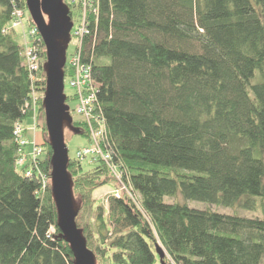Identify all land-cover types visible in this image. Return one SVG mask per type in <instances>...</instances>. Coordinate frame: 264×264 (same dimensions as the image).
<instances>
[{
  "label": "trees",
  "instance_id": "16d2710c",
  "mask_svg": "<svg viewBox=\"0 0 264 264\" xmlns=\"http://www.w3.org/2000/svg\"><path fill=\"white\" fill-rule=\"evenodd\" d=\"M93 8L80 62L98 88L101 148L131 194L107 196L93 230L91 194L109 171L68 157L75 223L94 264H264V0H94ZM16 9L26 1L0 0V264H75L41 180L51 171L48 136L33 172L18 166L15 127L44 93L45 74L29 72L5 30ZM71 75L63 67V81ZM69 113L72 135L87 139Z\"/></svg>",
  "mask_w": 264,
  "mask_h": 264
},
{
  "label": "water",
  "instance_id": "95a60500",
  "mask_svg": "<svg viewBox=\"0 0 264 264\" xmlns=\"http://www.w3.org/2000/svg\"><path fill=\"white\" fill-rule=\"evenodd\" d=\"M30 18L43 42L45 64V94L43 110L45 129L51 149V192L54 198L58 228L73 252L75 264H94L92 252L76 226V211L67 174L68 152L64 143L63 125L72 118L63 94L64 49L60 41L67 38L72 22L62 0H25ZM47 17V20L45 19ZM156 253L162 257L159 245Z\"/></svg>",
  "mask_w": 264,
  "mask_h": 264
},
{
  "label": "rangeland",
  "instance_id": "374dc122",
  "mask_svg": "<svg viewBox=\"0 0 264 264\" xmlns=\"http://www.w3.org/2000/svg\"><path fill=\"white\" fill-rule=\"evenodd\" d=\"M68 2L69 0L67 1L62 0V3L67 7V9H68V5L66 4H68ZM70 3H71V6L73 5L71 9L72 28L69 31L68 37L60 41V45L64 49V56H65L64 67L65 66L67 67L68 63L74 60L75 57L80 53L81 33H79V31L82 32L83 27H85L81 20L83 18L84 13H87L89 8L91 9L90 4H86V7H87L86 11H84L83 8L82 10L79 9V6H82V7L85 6L83 4V0H74V1H71ZM19 14H21L19 16L20 21L18 22H16L15 20L11 21L9 27H7V29L5 30L8 33L9 31L11 32V30H13L14 32L13 35L15 36V40L21 45L22 53H24V50L26 47L34 48L32 46H35V48H38L39 52H41L42 46L39 45L40 44L39 40L34 41L32 39L31 41V38H30V35H31L30 31L33 30L35 25L31 24L32 20L30 18L28 10L19 9ZM45 19L47 20V17ZM85 21H86V15H85ZM37 37L39 38V36ZM36 45H38V47H36ZM41 60L43 61L42 55H41ZM45 64H46V55L44 59V66ZM44 74H45V69H44ZM69 79L70 77L67 76L63 82L64 84L63 94L65 98L74 97L73 96L74 90L71 87H69V84H68ZM44 94H45V91L41 96L43 97ZM37 98H39L38 99L39 101H42V106H43V100L38 96ZM38 100H36V102ZM39 101L37 102V105L35 108L36 117L29 116L24 121V124H22V129H24L22 133L23 134L22 139L25 140V144L22 147H20V150H19L20 157L19 158H23L25 161L24 162L20 161L18 163V166H21V168H25V169H26V166H29L26 169V171L29 173L33 172V170L31 169L32 167H34L32 165V160L36 156L42 157L45 151L44 148L42 147V144L44 143V139L47 135L43 131V126H44L43 122L45 123V120L43 118L44 111H42L43 113L41 112L42 107L40 106ZM67 106H69V108L74 111L76 107L78 106L76 97H74L73 101L70 99V102L68 101ZM72 115H73V118L79 119L76 116V114L72 113ZM63 134H64V143H65V146L68 152V157L76 158L77 154L80 152L85 151V154H86L89 151H91L90 154H88L85 157L83 156V158L79 159L80 161L79 160L78 161L82 163L84 170L92 171L96 163L100 161L99 155H96L97 154L96 143L99 142L100 135L94 136L93 134H90L88 131L89 136L87 139L80 137V136H73L72 130L68 128L65 123H64V128H63ZM101 163H103V165L106 166L107 170L109 171V176L107 177L108 178L107 184L103 185L102 187L96 188L95 190H93L91 194L94 208H93L92 217L90 220V225L93 230H94L93 217L96 213V208L98 206H104L106 208L107 196L111 194H114L115 196H119L122 193L123 194L127 193V195L129 196L131 195L129 192V189L126 188L121 183L120 170L116 169V167L113 168V167L108 166L105 162L101 161ZM38 174H40V172H38ZM41 174L46 176L47 178L46 183L50 184L51 186V171L49 175L45 173H41ZM72 200L74 201V206H76L77 208L78 203H79L77 196H75L74 198L72 197ZM165 201H167V198L165 199ZM189 206L193 208H197V209L206 208L205 204L200 203V202H190ZM211 209L221 214H230V215L237 214V215H240L242 217H247V218H250L253 215H255V213H257V212L243 211L239 209L236 210V208L211 207Z\"/></svg>",
  "mask_w": 264,
  "mask_h": 264
},
{
  "label": "built area",
  "instance_id": "2783aa9c",
  "mask_svg": "<svg viewBox=\"0 0 264 264\" xmlns=\"http://www.w3.org/2000/svg\"><path fill=\"white\" fill-rule=\"evenodd\" d=\"M83 4L85 5L84 7H86V4H90L91 10L93 13H95V8L94 7V0H83ZM21 14H19V10H14L12 12V21H20L19 16ZM82 23L85 26V13L83 15L82 18ZM31 33V35H30ZM29 33L31 41L32 39L34 41H42L39 33L36 29V27L33 28V30H31ZM79 33H81V37L82 34L87 33L85 31V27H83V31H79ZM39 36V38L37 37ZM34 48H25L24 50V57L26 59V65L28 67V70L30 73H37L39 71V64L37 61L38 58V52L39 49L35 48V46H32ZM36 47H38V45H36ZM29 49V50H28ZM27 50V51H26ZM69 69L72 71V75L70 76V79L68 80V84L69 87H71L74 90V96L76 97V100L78 102V106L76 107V109L74 110V114H76V116L83 121L86 126L87 129L89 131L90 134H93L94 136H99V142L96 143V147H97V154L99 155L100 161L105 162L108 166L110 167H116V169H118V167L113 164L111 162V156L108 152H105L100 145V141L103 140V128L100 126V124L97 126V128H95V124H96V118L97 116L94 114V99H95V94L98 91L97 85L92 82L89 78V73H90V68L87 66H84L81 64L80 62V53L75 57L74 60H72L71 62L68 63ZM35 77L32 76L31 81L34 80ZM44 97V96H43ZM43 97L41 96L40 98L43 100ZM39 98L33 97V101L31 103L32 106V112L35 114V108L37 105L36 100H38ZM22 129V125L18 124L15 127V137H16V141L19 144L20 147H22L25 144V140L22 139V133H23ZM93 151V150H92ZM91 151H89L88 153L85 154L84 152H80L77 154L76 158L77 160L82 159L83 156H87L88 154H90ZM40 157L36 156L33 160H32V165L37 163V161L39 160ZM24 162L25 160L23 158H19L18 159V163L19 162ZM80 161V160H79ZM84 161V159H83ZM110 164V165H109ZM30 173L27 172L26 175H29ZM40 175V174H39ZM41 180L43 182V184H46L47 182V178L45 175H41Z\"/></svg>",
  "mask_w": 264,
  "mask_h": 264
},
{
  "label": "bare ground",
  "instance_id": "6f19581e",
  "mask_svg": "<svg viewBox=\"0 0 264 264\" xmlns=\"http://www.w3.org/2000/svg\"><path fill=\"white\" fill-rule=\"evenodd\" d=\"M83 9H84V11H86V9H87V7H82ZM90 9V8H89ZM86 15V14H85ZM13 26V25H12ZM9 27V26H8ZM42 53H43V51L41 50V52H38V58H37V61H38V64H39V66H42V67H44V69H45V66H44V63H43V61L41 60V55H42ZM26 64V63H25ZM28 68V67H27ZM32 101H33V98L30 100V102H26V104L24 105V107H25V109L29 112V110H28V105H30L31 103H32ZM29 116L30 117H36V114H34L32 111L31 112H29Z\"/></svg>",
  "mask_w": 264,
  "mask_h": 264
}]
</instances>
